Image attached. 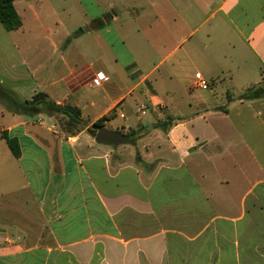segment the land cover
Segmentation results:
<instances>
[{
  "label": "crops",
  "instance_id": "1",
  "mask_svg": "<svg viewBox=\"0 0 264 264\" xmlns=\"http://www.w3.org/2000/svg\"><path fill=\"white\" fill-rule=\"evenodd\" d=\"M14 5L22 26L0 22V264H264V98L239 99L264 80V0ZM38 93L84 126L10 106ZM104 116L127 143H96Z\"/></svg>",
  "mask_w": 264,
  "mask_h": 264
},
{
  "label": "trees",
  "instance_id": "2",
  "mask_svg": "<svg viewBox=\"0 0 264 264\" xmlns=\"http://www.w3.org/2000/svg\"><path fill=\"white\" fill-rule=\"evenodd\" d=\"M16 0H0V22L7 31H14L22 26V20L15 9ZM105 25V22L101 19H96L94 27L99 29ZM81 29L78 34L82 33ZM264 98V80L261 84L248 89L244 94H242L240 100H249ZM11 101L10 106L16 108L25 115H37L41 113L51 114V115H64L68 118L66 122V128L70 131L77 129L78 127L84 126V122L81 118V112L78 108L70 105H59L51 101L46 94L38 93L32 100L26 102H18L15 98L9 96ZM109 119V116H104L103 118L97 120L93 125V130L91 131L93 135L96 132L105 127V121ZM130 137V136H129ZM3 138L6 140L11 152L15 157H19L21 150L18 142L15 139L9 138L6 134H3Z\"/></svg>",
  "mask_w": 264,
  "mask_h": 264
},
{
  "label": "water",
  "instance_id": "3",
  "mask_svg": "<svg viewBox=\"0 0 264 264\" xmlns=\"http://www.w3.org/2000/svg\"><path fill=\"white\" fill-rule=\"evenodd\" d=\"M95 141L98 144L121 145L129 141V136L104 127L96 132Z\"/></svg>",
  "mask_w": 264,
  "mask_h": 264
},
{
  "label": "built area",
  "instance_id": "4",
  "mask_svg": "<svg viewBox=\"0 0 264 264\" xmlns=\"http://www.w3.org/2000/svg\"><path fill=\"white\" fill-rule=\"evenodd\" d=\"M106 80V76L102 73L97 74L91 81L90 86L91 87H100L102 83ZM197 86L206 88L208 87V83L203 80L202 78H199L197 80Z\"/></svg>",
  "mask_w": 264,
  "mask_h": 264
},
{
  "label": "rangeland",
  "instance_id": "5",
  "mask_svg": "<svg viewBox=\"0 0 264 264\" xmlns=\"http://www.w3.org/2000/svg\"><path fill=\"white\" fill-rule=\"evenodd\" d=\"M209 84L212 85V82L209 81ZM66 122H67V121H65V122L63 123L64 128H66ZM66 129H67V128H66Z\"/></svg>",
  "mask_w": 264,
  "mask_h": 264
}]
</instances>
